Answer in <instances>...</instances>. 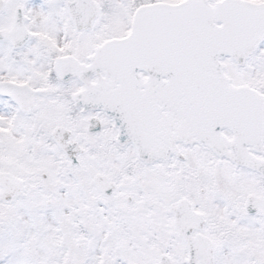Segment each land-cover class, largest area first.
Returning <instances> with one entry per match:
<instances>
[{
	"label": "snow or ice",
	"instance_id": "obj_1",
	"mask_svg": "<svg viewBox=\"0 0 264 264\" xmlns=\"http://www.w3.org/2000/svg\"><path fill=\"white\" fill-rule=\"evenodd\" d=\"M0 264H264V0H0Z\"/></svg>",
	"mask_w": 264,
	"mask_h": 264
}]
</instances>
